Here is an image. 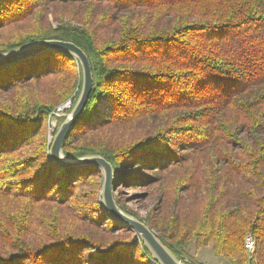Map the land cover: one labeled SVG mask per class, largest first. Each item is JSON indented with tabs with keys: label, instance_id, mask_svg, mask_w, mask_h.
<instances>
[{
	"label": "trees",
	"instance_id": "16d2710c",
	"mask_svg": "<svg viewBox=\"0 0 264 264\" xmlns=\"http://www.w3.org/2000/svg\"><path fill=\"white\" fill-rule=\"evenodd\" d=\"M50 38L94 71L66 156H103L120 187L149 190L146 218L117 205L180 260L194 243L249 264L251 233L264 264V0L0 1V53ZM80 71L61 51L0 67V264H153L104 209L98 167L50 156Z\"/></svg>",
	"mask_w": 264,
	"mask_h": 264
},
{
	"label": "water",
	"instance_id": "95a60500",
	"mask_svg": "<svg viewBox=\"0 0 264 264\" xmlns=\"http://www.w3.org/2000/svg\"><path fill=\"white\" fill-rule=\"evenodd\" d=\"M49 51H61L76 58L81 66L80 72H82L81 89L73 107L69 112L62 114L64 118L62 122H59L58 118L51 122V130L54 134L53 138H50L52 139L50 149L52 160L63 168L98 167L103 178L100 196L104 209L120 224L134 232L132 243L139 239L158 264H187L164 244L159 235L147 223L117 205L114 193L118 188V183L114 181L115 170L109 161L97 154H83V156L73 159L66 156L64 152L65 140H67L72 126L82 117L94 87V71L88 55L72 42L54 38L41 39L0 53V67L11 66Z\"/></svg>",
	"mask_w": 264,
	"mask_h": 264
},
{
	"label": "rangeland",
	"instance_id": "374dc122",
	"mask_svg": "<svg viewBox=\"0 0 264 264\" xmlns=\"http://www.w3.org/2000/svg\"><path fill=\"white\" fill-rule=\"evenodd\" d=\"M70 100L72 101V103H74L73 97L70 98L68 101ZM68 101H65L63 104L59 105L56 108L55 112L57 111L59 107H61ZM55 112H53L52 114H54ZM61 118L63 117L58 118V120ZM261 135L264 137V130L261 132ZM240 137H242L243 139L252 141V138L248 137L246 131H244V133H242ZM49 138H53V135H50ZM50 141H52V139H50ZM113 178L115 179V176ZM116 182L117 181L115 179V183ZM102 183H103V178H102ZM148 193H149V190H134V189H129L127 187H120L118 183V188L114 194H115L116 201H117V198L119 200H122L123 203H125L126 206L129 208V210L137 213L139 217L141 216L142 218H146L148 214L154 209L157 203L156 201H154V199H152L150 195H148ZM143 195H146V196H143ZM248 234H251V233H248ZM247 257H248V254H247ZM183 258H184L183 262L186 263L187 261L190 264H230L225 258L216 257L215 254L213 253L211 245L197 249L195 244L192 243V245H190V247L187 249V254L183 255Z\"/></svg>",
	"mask_w": 264,
	"mask_h": 264
},
{
	"label": "built area",
	"instance_id": "2783aa9c",
	"mask_svg": "<svg viewBox=\"0 0 264 264\" xmlns=\"http://www.w3.org/2000/svg\"><path fill=\"white\" fill-rule=\"evenodd\" d=\"M72 107H73V103L70 100L67 103H65L64 105H62L61 107H59L54 114L57 118H60V117H62L63 113L69 112ZM244 246H245V250L248 254L249 264H257L256 257H255V254L257 251V248H256L257 241H256V238L252 234H248L245 237ZM151 262L153 264H156V262L154 260H151Z\"/></svg>",
	"mask_w": 264,
	"mask_h": 264
},
{
	"label": "bare ground",
	"instance_id": "6f19581e",
	"mask_svg": "<svg viewBox=\"0 0 264 264\" xmlns=\"http://www.w3.org/2000/svg\"><path fill=\"white\" fill-rule=\"evenodd\" d=\"M114 181H115V179H114Z\"/></svg>",
	"mask_w": 264,
	"mask_h": 264
}]
</instances>
